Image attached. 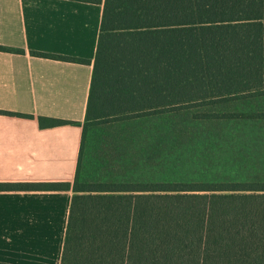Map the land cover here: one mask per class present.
Returning a JSON list of instances; mask_svg holds the SVG:
<instances>
[{"label": "trees", "instance_id": "1", "mask_svg": "<svg viewBox=\"0 0 264 264\" xmlns=\"http://www.w3.org/2000/svg\"><path fill=\"white\" fill-rule=\"evenodd\" d=\"M80 1L103 3L104 13L74 183H0V192L72 189L61 264H264L263 179L85 181L100 120L264 98V0ZM38 120L42 128L76 124Z\"/></svg>", "mask_w": 264, "mask_h": 264}, {"label": "crops", "instance_id": "2", "mask_svg": "<svg viewBox=\"0 0 264 264\" xmlns=\"http://www.w3.org/2000/svg\"><path fill=\"white\" fill-rule=\"evenodd\" d=\"M103 13L80 0H0V111L33 116L0 114V183L73 185ZM40 117L76 124L42 128ZM72 197L0 192V264H61Z\"/></svg>", "mask_w": 264, "mask_h": 264}, {"label": "rangeland", "instance_id": "3", "mask_svg": "<svg viewBox=\"0 0 264 264\" xmlns=\"http://www.w3.org/2000/svg\"><path fill=\"white\" fill-rule=\"evenodd\" d=\"M206 113L234 118L195 119ZM100 121L87 150V183L264 180V98L152 119Z\"/></svg>", "mask_w": 264, "mask_h": 264}]
</instances>
